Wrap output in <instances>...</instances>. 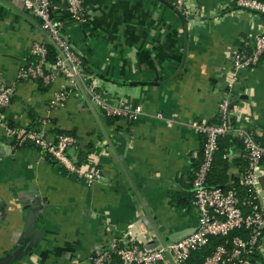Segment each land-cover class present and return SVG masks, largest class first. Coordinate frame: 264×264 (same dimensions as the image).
<instances>
[{"label":"crops","instance_id":"0c3cea01","mask_svg":"<svg viewBox=\"0 0 264 264\" xmlns=\"http://www.w3.org/2000/svg\"><path fill=\"white\" fill-rule=\"evenodd\" d=\"M181 2L186 26L160 0L90 3L85 25L67 6L57 12L101 95L142 110L132 119L109 118L62 75L49 86L17 83L2 119L27 126L38 120L41 127L46 121L53 137L56 129L74 131L77 144L69 154L83 170L100 168L102 177L88 183L32 143L14 147L0 123V259L17 248L29 214H36L43 234L17 264H89L100 251L133 237L146 249L159 247L198 223L192 203L177 205L170 197L192 190L202 157L205 135L192 121H217L229 92L236 101L232 122L264 136V58L240 69L237 83L228 85L232 52L264 34V16L237 9L233 0ZM44 40L39 18L21 0H0V80L15 81L32 45ZM178 70L172 81L159 84ZM63 89L66 101L52 107ZM221 143L208 184H221L227 175L232 187L240 183L247 156L238 133ZM260 178L264 189V164ZM248 264H264V238Z\"/></svg>","mask_w":264,"mask_h":264},{"label":"built area","instance_id":"2783aa9c","mask_svg":"<svg viewBox=\"0 0 264 264\" xmlns=\"http://www.w3.org/2000/svg\"><path fill=\"white\" fill-rule=\"evenodd\" d=\"M25 9L39 18L45 35L44 41L35 42L29 54L33 60H27L20 68L15 81L0 80V123L6 134L12 139L14 147L33 142L43 155L63 166L72 173L85 178L88 183L102 177L100 168L83 170L76 163L69 149L77 144V137L71 134L50 135L45 127L38 129L27 125H10L2 119L16 92L17 83L24 80L42 81L51 84L59 75L67 83L80 90L106 116H119L127 119L136 117L142 107L133 106L127 101L112 104L98 91L93 77L87 72L83 58L70 45L65 35L63 21L57 16L61 7L67 6L73 19L79 25L89 22L86 0H21ZM237 9H246L264 14V0H233ZM176 7L185 13L181 0ZM49 46L54 50L55 60H48ZM264 55V34L253 40L245 41V48L231 54L232 68L228 85L231 89L238 81L240 69H250L258 65ZM68 90L56 93L51 101L52 107L63 105ZM230 93L223 94L219 104L218 120L215 122L192 125L205 135L202 157L192 180L194 193L193 206L198 212V224L193 233L168 242L154 249H146L134 237L129 244L114 243L108 249L100 251L89 264H184L189 255L207 245L212 236L227 237L224 243L216 246L202 262L197 264H248L252 256L261 247L264 238V189L260 176L264 164V136H260L250 127H238L232 122ZM238 133L247 156L246 169L241 174L240 183L246 188L241 195L235 188H224L208 184L215 156L220 148L219 140L229 133ZM240 231L241 233L230 235ZM229 236V237H228Z\"/></svg>","mask_w":264,"mask_h":264},{"label":"trees","instance_id":"16d2710c","mask_svg":"<svg viewBox=\"0 0 264 264\" xmlns=\"http://www.w3.org/2000/svg\"><path fill=\"white\" fill-rule=\"evenodd\" d=\"M101 1L102 0H86V4H90V3L96 4V3H99ZM169 1H172V0H169ZM260 14H262V13H260ZM262 15L264 16V14H262ZM28 56L29 57H28L27 60H33V57L30 54ZM263 58H264V55L262 56V59ZM48 60H50L51 62H54V60H55L54 50L50 46H49V52H48ZM83 64H84L85 68L87 70H89L88 69V66H87V64L85 63L84 60H83ZM49 85H46V86H49ZM107 117H109V118H117L119 116H115V117L114 116H107ZM10 125L13 126V125H17V124H15L13 122H10ZM30 127H34L35 129H38V128L41 127V122L38 121V120H36L32 125H30ZM50 132H52V129H50ZM54 134H55V137H58L60 134H71V135H75V132L74 131H65V130H62V129H56V131L54 132ZM227 136H228V134L226 136L220 138V140H219L220 148H219V150H218L217 153H219L222 150L221 149L222 148V143H221L222 142V138H225ZM29 143H32L33 144V142L30 141V142L26 143L25 145H28ZM79 162H76V163L78 165H80ZM61 167H63V166H61ZM213 167H214V165H213ZM197 168H198V166L196 167V169ZM63 169H65V168L63 167ZM210 174H209V177H208V181H209V178H210ZM227 178H228L227 175H225L224 181H222L221 184L219 183L218 185H215V186H221V187H224V188H231L230 186L227 185ZM193 179H194V177H193ZM232 187L235 188V189H237L241 195H243L244 193H246V188L243 185H241L239 182H235L234 183V186H232ZM170 197H171L172 203L177 204V205H183L184 206L186 204H190V203L193 202V200H194V193H193V190H191L188 193L171 192ZM239 233H241V232L240 231H235V232H233L230 235V237L232 235L239 234ZM226 240H227V237H223V236H212L210 238L209 243L207 245H205L204 247H201V248L193 251L189 255L188 259L184 262V264H197V263L202 262L209 254L212 253V251L216 248L217 245H219L221 243H224Z\"/></svg>","mask_w":264,"mask_h":264},{"label":"water","instance_id":"95a60500","mask_svg":"<svg viewBox=\"0 0 264 264\" xmlns=\"http://www.w3.org/2000/svg\"><path fill=\"white\" fill-rule=\"evenodd\" d=\"M160 1L168 5L172 9H174L175 12L181 17L182 21L184 22V25L185 26L187 25V18L181 12L180 9H178L169 0H160ZM179 70L171 78L162 81L159 84H165L168 83L169 81H172L178 75ZM235 104L236 101H232L231 108H233ZM38 224L39 223L36 214H29L28 216H26L24 231L20 240L18 241L17 248L14 251H11L9 254H6L4 257H2L0 259V264H17L18 262L22 261L25 257H27L33 252V250L37 247L39 241L41 240L43 234V229ZM194 230H195L194 228L184 229L173 233L169 238L171 240H176L193 233Z\"/></svg>","mask_w":264,"mask_h":264},{"label":"rangeland","instance_id":"374dc122","mask_svg":"<svg viewBox=\"0 0 264 264\" xmlns=\"http://www.w3.org/2000/svg\"><path fill=\"white\" fill-rule=\"evenodd\" d=\"M198 213V212H197ZM199 218V216L197 217V219ZM198 224V223H197Z\"/></svg>","mask_w":264,"mask_h":264}]
</instances>
